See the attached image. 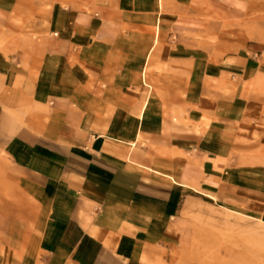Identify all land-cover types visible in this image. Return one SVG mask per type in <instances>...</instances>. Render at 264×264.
<instances>
[{"label":"crops","instance_id":"crops-1","mask_svg":"<svg viewBox=\"0 0 264 264\" xmlns=\"http://www.w3.org/2000/svg\"><path fill=\"white\" fill-rule=\"evenodd\" d=\"M209 43L153 0H0V264H164L188 193L264 204V43Z\"/></svg>","mask_w":264,"mask_h":264},{"label":"rangeland","instance_id":"rangeland-1","mask_svg":"<svg viewBox=\"0 0 264 264\" xmlns=\"http://www.w3.org/2000/svg\"><path fill=\"white\" fill-rule=\"evenodd\" d=\"M263 1L153 0V3L155 10L160 12L161 9V13L175 16L195 36L209 37L208 58L211 65L217 66L223 53L238 52L247 41L264 43L262 28L255 33L260 36L256 40H242L241 32L237 30L249 19L264 17V9L258 8ZM194 47L195 55H201L200 47ZM179 67L185 69L187 64ZM178 78L184 81L190 77L179 73ZM227 78L228 75L221 78L210 75L209 82L202 81V84L216 87L225 83ZM255 80L257 85L264 84V73L259 71ZM240 162L243 165L250 163L249 159ZM252 163L263 165L264 157L256 158ZM188 194L190 196L179 203L178 233L165 246L164 264H264V209L260 208L264 204L251 210L250 201H246L243 207H234L200 194ZM1 221L0 225L4 220Z\"/></svg>","mask_w":264,"mask_h":264},{"label":"bare ground","instance_id":"bare-ground-1","mask_svg":"<svg viewBox=\"0 0 264 264\" xmlns=\"http://www.w3.org/2000/svg\"><path fill=\"white\" fill-rule=\"evenodd\" d=\"M258 8L264 9V1L260 4H258ZM162 10L160 9V12ZM260 26V27H259ZM264 30V17L262 16H256L252 19H249L247 21L244 22V27L241 26L240 29H237L239 32H241V36L240 38L242 40H256L257 38H259L260 36H258L257 34H255L257 31L259 30ZM144 77V76H143ZM144 81V79H143ZM259 93L264 92V84H259ZM147 171L149 172H155L156 174H158L155 170H153L152 168H147ZM171 181H173L171 179Z\"/></svg>","mask_w":264,"mask_h":264}]
</instances>
